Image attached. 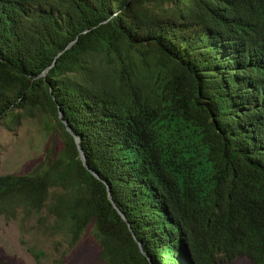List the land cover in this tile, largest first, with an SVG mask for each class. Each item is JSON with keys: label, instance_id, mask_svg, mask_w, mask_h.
Returning a JSON list of instances; mask_svg holds the SVG:
<instances>
[{"label": "trees", "instance_id": "16d2710c", "mask_svg": "<svg viewBox=\"0 0 264 264\" xmlns=\"http://www.w3.org/2000/svg\"><path fill=\"white\" fill-rule=\"evenodd\" d=\"M35 117L4 216L104 264H264V0H0V124Z\"/></svg>", "mask_w": 264, "mask_h": 264}, {"label": "rangeland", "instance_id": "374dc122", "mask_svg": "<svg viewBox=\"0 0 264 264\" xmlns=\"http://www.w3.org/2000/svg\"><path fill=\"white\" fill-rule=\"evenodd\" d=\"M49 139L41 117L24 120L12 132L0 124V175L31 171L44 158ZM59 146L55 138V147ZM51 222L44 213L41 217L18 214L13 219L0 213V264H104L89 227L71 244L48 229ZM195 259L197 264H207ZM232 264H246V260L238 258Z\"/></svg>", "mask_w": 264, "mask_h": 264}, {"label": "water", "instance_id": "95a60500", "mask_svg": "<svg viewBox=\"0 0 264 264\" xmlns=\"http://www.w3.org/2000/svg\"><path fill=\"white\" fill-rule=\"evenodd\" d=\"M59 53H61V52H59ZM60 115H61V113H60ZM75 138H76V140L78 141V138H77V137H75ZM78 147H79V146H78ZM79 149H80V147H79ZM80 152H81V151H80ZM87 168H88V167H87ZM88 170H89L90 172L96 174L94 170H92V169H90V168H88Z\"/></svg>", "mask_w": 264, "mask_h": 264}, {"label": "clouds", "instance_id": "9594fccd", "mask_svg": "<svg viewBox=\"0 0 264 264\" xmlns=\"http://www.w3.org/2000/svg\"><path fill=\"white\" fill-rule=\"evenodd\" d=\"M74 139H76V138H74ZM77 143H78V141H77Z\"/></svg>", "mask_w": 264, "mask_h": 264}]
</instances>
